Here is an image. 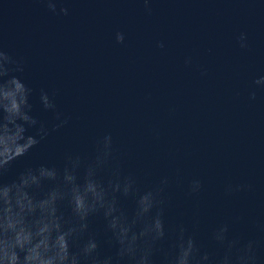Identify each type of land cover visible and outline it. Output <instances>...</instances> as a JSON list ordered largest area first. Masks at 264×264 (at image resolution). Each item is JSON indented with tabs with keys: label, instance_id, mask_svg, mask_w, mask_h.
<instances>
[{
	"label": "water",
	"instance_id": "obj_1",
	"mask_svg": "<svg viewBox=\"0 0 264 264\" xmlns=\"http://www.w3.org/2000/svg\"><path fill=\"white\" fill-rule=\"evenodd\" d=\"M149 7L143 0H57L53 13L43 0H0V47L24 61V72L11 74L33 89L31 114L50 129L55 122L40 103L43 88L57 92L58 109L71 118L14 160L3 179L40 164L61 166L65 153L90 152L111 133L124 171L138 173L142 186L172 179L166 225L192 231L198 220L197 240L209 250L221 223L230 234L264 236L253 224L264 221V86L253 83L264 76V0H151ZM242 32L247 48L239 46ZM38 127L26 135L38 138ZM193 177L204 189L188 197ZM229 182L253 190L225 196ZM119 203L131 214V197ZM89 230L102 255L115 254L102 213L89 218Z\"/></svg>",
	"mask_w": 264,
	"mask_h": 264
},
{
	"label": "clouds",
	"instance_id": "obj_2",
	"mask_svg": "<svg viewBox=\"0 0 264 264\" xmlns=\"http://www.w3.org/2000/svg\"><path fill=\"white\" fill-rule=\"evenodd\" d=\"M43 2L53 13L57 11V0ZM150 2L143 0L148 12ZM59 11L67 15L69 10L61 7ZM116 40L123 43L124 33L117 32ZM238 41L241 48L248 47L246 33H240ZM158 46L163 48V42ZM185 63L190 64L191 58ZM24 70L22 59L0 47V264H264L259 254L264 236L230 234V225L221 223L211 231L215 248L209 250L197 240L198 220L192 231L183 223L166 225L172 179L163 175L142 186L138 173L124 171L111 133L97 137L90 152L65 153L61 166L28 167L5 181L14 160L71 119L58 109L57 92L43 88L40 103L53 112L55 122L50 129L31 114L33 89L11 74ZM253 83L264 86V76ZM249 96L254 100L255 90ZM37 125L38 138L26 135L28 127ZM203 189L202 179L193 177L185 195L198 196ZM252 190L251 183L229 182L223 188L225 196ZM121 196L134 200L131 214L120 206ZM62 207L70 209V214L65 215ZM98 213L106 220L109 243L116 246L114 255H102L97 234L89 230V218ZM253 224L264 234V221Z\"/></svg>",
	"mask_w": 264,
	"mask_h": 264
}]
</instances>
